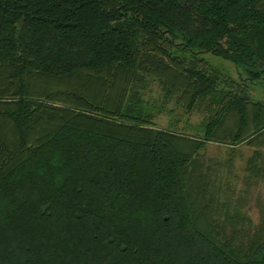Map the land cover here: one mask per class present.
Segmentation results:
<instances>
[{
  "label": "trees",
  "instance_id": "obj_1",
  "mask_svg": "<svg viewBox=\"0 0 264 264\" xmlns=\"http://www.w3.org/2000/svg\"><path fill=\"white\" fill-rule=\"evenodd\" d=\"M256 85L264 0H0V264H264L230 186L264 174ZM173 99L198 133L157 125Z\"/></svg>",
  "mask_w": 264,
  "mask_h": 264
},
{
  "label": "rangeland",
  "instance_id": "obj_2",
  "mask_svg": "<svg viewBox=\"0 0 264 264\" xmlns=\"http://www.w3.org/2000/svg\"><path fill=\"white\" fill-rule=\"evenodd\" d=\"M203 56L207 57L211 64L216 68H220L225 75H230L234 79L240 81L245 78L246 75L242 73L241 69L236 68L235 64L229 60L224 59L221 56L213 55L212 53L204 52ZM251 94L256 97L264 98V86L256 85L252 87ZM145 98L148 99L152 105L155 104L159 107L161 104L162 91L160 86L156 83L149 85L145 90ZM167 108L165 111L160 112L157 115V125L166 129H172L177 127L182 130V132H187L189 134L199 132L198 124L202 121V114L199 112H194L189 118L184 117L183 107H179L175 99L167 103ZM171 111V112H169ZM215 144H211L208 149V155L212 158L214 163L219 165V168L227 172L229 169L224 164L229 153L226 148H217ZM220 160L222 162H220ZM221 163L224 164L221 166ZM245 161L243 157H238L235 160V166L231 167V170L235 174L233 180L230 182L232 189L236 191L235 196L242 199L241 205L249 219L253 220L254 223L258 224L264 220V174L259 178H251L244 171ZM225 174V173H224ZM226 175L224 178H226ZM232 198L234 197L231 196ZM235 198V197H234Z\"/></svg>",
  "mask_w": 264,
  "mask_h": 264
}]
</instances>
